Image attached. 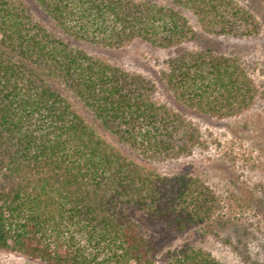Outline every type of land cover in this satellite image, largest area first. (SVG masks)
I'll return each instance as SVG.
<instances>
[{
  "label": "trees",
  "instance_id": "trees-1",
  "mask_svg": "<svg viewBox=\"0 0 264 264\" xmlns=\"http://www.w3.org/2000/svg\"><path fill=\"white\" fill-rule=\"evenodd\" d=\"M34 1L65 34L106 49L193 41L180 8L217 35L257 29L233 0ZM167 65L173 104L155 98L150 79L54 36L26 0H0V250L45 264H155L152 226L185 232L218 217L202 178L150 163L191 155L203 141L188 114L239 115L257 98L255 82L211 50H184ZM168 264L220 263L184 247Z\"/></svg>",
  "mask_w": 264,
  "mask_h": 264
},
{
  "label": "rangeland",
  "instance_id": "rangeland-1",
  "mask_svg": "<svg viewBox=\"0 0 264 264\" xmlns=\"http://www.w3.org/2000/svg\"><path fill=\"white\" fill-rule=\"evenodd\" d=\"M170 4L168 0H152ZM255 16L256 31L249 36L217 35L206 31L192 11L181 9L197 37L181 47L158 48L136 41L122 49H106L65 34L34 0H26L34 19L57 38L89 54L108 60L154 82L155 98L173 100L162 80L168 61L184 50H211L235 58L246 68L257 88V98L243 113L219 119L191 112L202 145L177 162H152L162 174L189 172L211 187L220 206L214 221L175 232L161 226L149 231L156 248L155 264H168L173 252L191 247L208 252L220 264H264V0H233ZM63 89V87H62ZM64 93L85 116L90 115L67 90ZM127 151V149H126ZM0 264H45L0 250Z\"/></svg>",
  "mask_w": 264,
  "mask_h": 264
}]
</instances>
